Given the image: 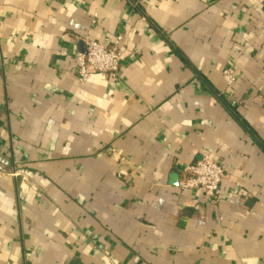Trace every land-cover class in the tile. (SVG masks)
Instances as JSON below:
<instances>
[{
  "label": "crops",
  "instance_id": "obj_1",
  "mask_svg": "<svg viewBox=\"0 0 264 264\" xmlns=\"http://www.w3.org/2000/svg\"><path fill=\"white\" fill-rule=\"evenodd\" d=\"M108 261L264 264V0H0V264Z\"/></svg>",
  "mask_w": 264,
  "mask_h": 264
},
{
  "label": "built area",
  "instance_id": "obj_2",
  "mask_svg": "<svg viewBox=\"0 0 264 264\" xmlns=\"http://www.w3.org/2000/svg\"><path fill=\"white\" fill-rule=\"evenodd\" d=\"M122 40L118 37L112 45H103L96 40L86 41L85 52L78 54L79 80L86 82L93 74L116 77L125 58L121 49ZM225 76L229 84L234 81L230 71H226ZM224 177L223 166L213 158L204 157L183 169L179 185L185 190H202L209 198L218 200Z\"/></svg>",
  "mask_w": 264,
  "mask_h": 264
},
{
  "label": "water",
  "instance_id": "obj_3",
  "mask_svg": "<svg viewBox=\"0 0 264 264\" xmlns=\"http://www.w3.org/2000/svg\"><path fill=\"white\" fill-rule=\"evenodd\" d=\"M173 178H175V181H174V183L175 184H178V179H177V176L176 175H174V177Z\"/></svg>",
  "mask_w": 264,
  "mask_h": 264
}]
</instances>
